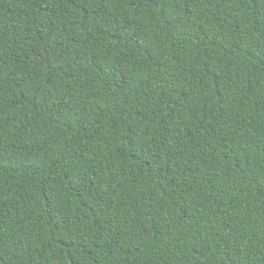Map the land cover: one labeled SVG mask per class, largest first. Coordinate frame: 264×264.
<instances>
[{"label": "trees", "instance_id": "trees-1", "mask_svg": "<svg viewBox=\"0 0 264 264\" xmlns=\"http://www.w3.org/2000/svg\"><path fill=\"white\" fill-rule=\"evenodd\" d=\"M0 264H264V0H0Z\"/></svg>", "mask_w": 264, "mask_h": 264}]
</instances>
